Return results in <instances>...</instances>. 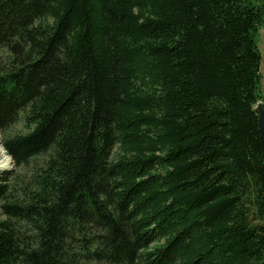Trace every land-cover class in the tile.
Segmentation results:
<instances>
[{"label": "trees", "instance_id": "trees-1", "mask_svg": "<svg viewBox=\"0 0 264 264\" xmlns=\"http://www.w3.org/2000/svg\"><path fill=\"white\" fill-rule=\"evenodd\" d=\"M261 10L0 0V264H264Z\"/></svg>", "mask_w": 264, "mask_h": 264}, {"label": "rangeland", "instance_id": "rangeland-1", "mask_svg": "<svg viewBox=\"0 0 264 264\" xmlns=\"http://www.w3.org/2000/svg\"><path fill=\"white\" fill-rule=\"evenodd\" d=\"M251 3L257 7H261V23L259 25V28L256 32V44H257V48L260 54V67H259V72H260V85L258 88V101H261V103H264V0H250ZM0 56L1 59L5 58L6 56H8L7 51L4 52V50L0 51ZM259 103V102H258ZM21 123H16L14 124L11 129L9 130L10 133H14V132H19L21 130ZM2 136L0 133V148L2 146ZM4 149V148H3ZM5 150V149H4ZM7 155V154H6ZM1 161V158H0ZM14 170V164L11 163V167L9 169L6 170H0V173L3 172H10ZM1 218V217H0Z\"/></svg>", "mask_w": 264, "mask_h": 264}, {"label": "water", "instance_id": "water-1", "mask_svg": "<svg viewBox=\"0 0 264 264\" xmlns=\"http://www.w3.org/2000/svg\"><path fill=\"white\" fill-rule=\"evenodd\" d=\"M256 111H257V125H258L259 134H260L262 157H263V163H264V103H261V102L257 103ZM9 158L11 160V163L13 164L11 157Z\"/></svg>", "mask_w": 264, "mask_h": 264}, {"label": "bare ground", "instance_id": "bare-ground-1", "mask_svg": "<svg viewBox=\"0 0 264 264\" xmlns=\"http://www.w3.org/2000/svg\"><path fill=\"white\" fill-rule=\"evenodd\" d=\"M0 158V170L9 169L11 167V160L8 155H6L2 147L0 148Z\"/></svg>", "mask_w": 264, "mask_h": 264}]
</instances>
